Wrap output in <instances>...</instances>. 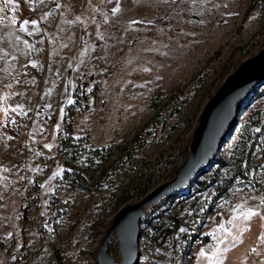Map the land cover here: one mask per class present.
<instances>
[{
    "label": "rangeland",
    "instance_id": "rangeland-1",
    "mask_svg": "<svg viewBox=\"0 0 264 264\" xmlns=\"http://www.w3.org/2000/svg\"><path fill=\"white\" fill-rule=\"evenodd\" d=\"M250 1L0 0V264H96L115 212L173 177L205 102L264 47V0ZM142 127L131 160L89 152ZM215 159L144 209L136 264H264V83ZM71 165L101 183L67 187ZM107 251L120 259L116 236Z\"/></svg>",
    "mask_w": 264,
    "mask_h": 264
},
{
    "label": "water",
    "instance_id": "water-1",
    "mask_svg": "<svg viewBox=\"0 0 264 264\" xmlns=\"http://www.w3.org/2000/svg\"><path fill=\"white\" fill-rule=\"evenodd\" d=\"M263 83L264 47L226 75L218 89L205 102L188 151L175 169L173 177L115 212L97 247L96 264H136L144 209L167 196L185 192L193 179L209 168L219 148L232 132L234 118L243 103ZM113 236L117 238L119 260H115L107 251V243Z\"/></svg>",
    "mask_w": 264,
    "mask_h": 264
},
{
    "label": "trees",
    "instance_id": "trees-1",
    "mask_svg": "<svg viewBox=\"0 0 264 264\" xmlns=\"http://www.w3.org/2000/svg\"><path fill=\"white\" fill-rule=\"evenodd\" d=\"M258 4V0H251L248 6L249 10H253ZM73 111L68 110L66 108V113L63 116V127L59 134L63 132H69L71 129V117H72ZM158 113H155L152 117V120H158L159 124H162V120L158 119ZM67 120V121H66ZM148 131H144V128H140L139 130L134 131L131 138L124 144H110L107 147L102 148H93L91 149V145L89 147V152L94 155L95 153H98L99 151H110L111 149H115L118 153V158L120 156H125L128 160H131L134 150L139 149L143 147L145 143L146 135L148 134ZM70 137H62L58 140L57 146L60 148H67L66 150L76 151V149L79 147L77 143H70ZM251 149H248L247 154L245 155L246 159H249V153ZM76 154V153H75ZM214 162H217L219 165H225L227 163L226 160L223 159H214ZM122 162V161H121ZM69 162L66 159L63 161V165L69 166ZM75 165H71L72 170L64 169L62 171V179L66 180V186L69 188H75V189H90L94 184H100L102 177L101 175H97L96 177L86 175L84 173H81V170L79 168L74 167ZM122 167V163L120 165H115ZM202 174V173H201ZM239 175L243 176V170L239 171ZM90 181V182H89ZM226 185L222 184L219 188V193L224 192ZM174 196V195H171ZM167 196V197H171ZM22 209V217L24 216V213L27 211L26 207L21 208ZM168 231V230H167ZM56 264H65L62 259L59 257V255L56 254Z\"/></svg>",
    "mask_w": 264,
    "mask_h": 264
},
{
    "label": "snow or ice",
    "instance_id": "snow-or-ice-1",
    "mask_svg": "<svg viewBox=\"0 0 264 264\" xmlns=\"http://www.w3.org/2000/svg\"><path fill=\"white\" fill-rule=\"evenodd\" d=\"M10 2V0H5V3H9ZM114 11H116L115 9H114ZM255 215H257V213H255V212H248L246 215H245V217H244V219L245 220H249V219H251V217H253V216H255ZM261 219L262 220H264V217H261ZM247 229H242L241 230V232H240V236H242L243 235V231H246ZM234 243H242V240L240 239V237L238 236V237H235L234 238V241H233ZM201 256L203 257L204 256V253L203 252H201ZM221 264H222V262H221Z\"/></svg>",
    "mask_w": 264,
    "mask_h": 264
},
{
    "label": "built area",
    "instance_id": "built-area-1",
    "mask_svg": "<svg viewBox=\"0 0 264 264\" xmlns=\"http://www.w3.org/2000/svg\"><path fill=\"white\" fill-rule=\"evenodd\" d=\"M15 167L18 171L20 172H23L24 170V165H23V161L20 157H18L17 161H16V164H15Z\"/></svg>",
    "mask_w": 264,
    "mask_h": 264
}]
</instances>
